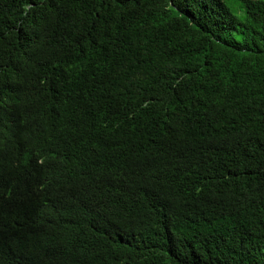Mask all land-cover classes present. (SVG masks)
I'll list each match as a JSON object with an SVG mask.
<instances>
[{
	"label": "trees",
	"instance_id": "16d2710c",
	"mask_svg": "<svg viewBox=\"0 0 264 264\" xmlns=\"http://www.w3.org/2000/svg\"><path fill=\"white\" fill-rule=\"evenodd\" d=\"M0 264H264V0H0Z\"/></svg>",
	"mask_w": 264,
	"mask_h": 264
},
{
	"label": "rangeland",
	"instance_id": "374dc122",
	"mask_svg": "<svg viewBox=\"0 0 264 264\" xmlns=\"http://www.w3.org/2000/svg\"><path fill=\"white\" fill-rule=\"evenodd\" d=\"M233 7L235 8V11L239 10V5H237V3H234ZM239 16H241L240 13H237Z\"/></svg>",
	"mask_w": 264,
	"mask_h": 264
}]
</instances>
